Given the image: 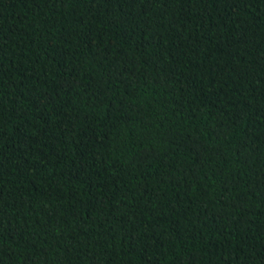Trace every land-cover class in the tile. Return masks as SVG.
I'll use <instances>...</instances> for the list:
<instances>
[{
  "label": "trees",
  "instance_id": "trees-1",
  "mask_svg": "<svg viewBox=\"0 0 264 264\" xmlns=\"http://www.w3.org/2000/svg\"><path fill=\"white\" fill-rule=\"evenodd\" d=\"M0 264H264V0H0Z\"/></svg>",
  "mask_w": 264,
  "mask_h": 264
}]
</instances>
